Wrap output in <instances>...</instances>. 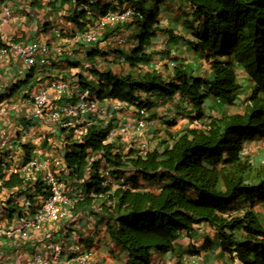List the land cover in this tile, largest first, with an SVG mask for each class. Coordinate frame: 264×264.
Returning a JSON list of instances; mask_svg holds the SVG:
<instances>
[{
  "label": "trees",
  "instance_id": "obj_1",
  "mask_svg": "<svg viewBox=\"0 0 264 264\" xmlns=\"http://www.w3.org/2000/svg\"><path fill=\"white\" fill-rule=\"evenodd\" d=\"M184 1L192 17L186 22L192 33L189 45L195 54L210 61L212 79L187 75L180 67H175L173 77L166 79L156 71L95 74L111 98L138 107H149L140 103L142 95L171 98L178 94L196 107L192 119L200 121V126L184 130L162 152L153 149L139 154L130 150L123 154L107 143L110 126L89 125L80 144L64 157L66 179L83 182L87 196L97 199L103 195L105 231L123 253V264H151L154 252L171 251L176 237L193 233L196 226L214 232L221 251L239 264H264V225L254 211V207L264 204V164L253 166L244 154L249 142L264 138V0ZM150 2L116 3L120 7L128 4L140 14L133 24L141 30L138 47L124 55L132 68L150 61L145 49L157 33H168L171 40L175 39L171 32L159 28L157 6ZM73 3L87 4L86 0H54L51 5ZM116 7L110 1L99 10L104 15ZM148 9L152 10L150 17ZM86 16L83 11L72 21L83 29L79 20ZM237 70L253 87L243 112L206 117L201 106L207 99L231 103L241 90ZM102 162L113 168L114 176H123L128 170L130 188L114 187L111 192L103 188L98 172ZM63 176V171L57 175L59 180ZM138 178L154 188H139ZM22 184L14 173L1 181L0 190ZM94 199L85 198L82 207H89ZM242 204L250 209H241ZM211 244L206 238L205 245ZM191 253L199 254L195 248Z\"/></svg>",
  "mask_w": 264,
  "mask_h": 264
},
{
  "label": "crops",
  "instance_id": "obj_2",
  "mask_svg": "<svg viewBox=\"0 0 264 264\" xmlns=\"http://www.w3.org/2000/svg\"><path fill=\"white\" fill-rule=\"evenodd\" d=\"M110 1L117 6L115 11L131 7L128 4L122 7L116 5L118 0ZM110 1L86 0V5L77 6L73 3L60 7L58 4L51 5L54 0H0V49L10 42L23 44L30 41L46 42L50 47L46 63L43 66L37 64L32 68H26L24 62L15 55H0V109H5V112L0 114V142L1 140L7 142L6 147L0 146L2 155L0 157L2 162L6 161L0 164V183L2 180H8L14 173L19 176L21 166L25 162L32 159L40 160L46 162L57 174L63 171L64 179H61V183L65 186L64 193L73 200L70 206L61 211V220L49 237L42 233L31 232L29 238L22 239L16 235L10 237L6 234L15 226V219L21 217L18 208L22 205L19 186L11 190H0V264H29V260L35 254L51 259L66 257L70 255L75 245L85 252H90L89 264H104L103 259L108 264L124 263L123 253L107 237L106 210L94 207V201L90 205L92 207L82 209L83 200L87 197L94 199V196L85 194L84 199H77L85 191L83 182L74 183L66 179L64 157L67 152L73 151L75 144H80L85 128L92 124L87 120L75 125L69 121L51 124L45 120L33 119L30 113L32 97L36 92L49 90L53 100L51 108H55L66 101H72L73 90L83 86L89 75L93 76L94 81L87 85L95 91L99 104L104 110L102 118L96 123L101 124L103 128L111 127L107 143L112 144L123 154L130 150L141 154V146L145 143L150 145L151 150H159L160 146L165 149L184 130L200 126H193L197 121L192 119L196 116V107L178 94L171 98L142 95L140 103H143V106L149 104V107L129 104L115 110L112 103L114 98L110 97L107 88L101 86L99 76L95 74V72H112L119 76L134 75L138 71H156L166 79L173 77L175 67H180V70L187 75L206 80L212 79L210 61L193 53L187 44L188 41H192V34L186 22L192 21V17L185 1L151 0L150 3L157 6L159 13L157 17L159 28L171 32L177 38L184 37L185 42L171 40L168 33H157L151 41V46L146 49L152 63L136 64L138 67L135 68L127 63L122 65L118 62V57H124L138 47L141 30L133 25L135 21L100 35L96 46L84 45L79 40L80 34L86 28L92 27L102 16L99 7ZM5 6L9 7L10 15L7 21L3 22ZM83 11L87 16L79 20L85 26L80 29L72 20L75 15ZM193 26L196 28L195 25ZM115 37L124 38L125 45L116 47L113 43ZM165 47L168 53L162 56L158 50H164ZM57 48L60 51H57ZM36 58L41 57L36 56ZM158 65L161 66V70H158ZM195 66L198 70L193 69ZM122 69L123 73L120 72ZM194 73L196 75H193ZM236 75L241 85L239 93L233 96L231 103L213 98L207 99L202 104V106L207 104V107L201 106L206 117L233 115L231 109L245 105L253 87L240 70L236 71ZM56 83H65L69 86L66 96L53 93L51 87ZM138 118L145 119L146 125L142 131L135 133L132 139L119 134L121 127L127 123L132 124ZM72 129L74 131L71 132ZM164 149L159 151L162 152ZM251 153L264 155L263 137H257L246 145L245 156ZM96 160L99 159L96 157ZM90 171L92 173L93 169ZM106 171L116 179L123 178L125 181L126 176L131 175L128 170H124L125 175L114 176L113 168L102 162L98 172L102 174ZM37 180V184H32L31 188L22 192L30 200L32 209L38 208L41 198L45 195L40 176ZM138 185L139 188L150 189L151 183L138 178ZM114 186H109V189ZM259 208L263 210L261 206ZM200 227L203 226H196L195 229ZM195 229L189 235H178L173 243V248L175 244L181 245L184 250L187 248V253L182 255L186 256L181 258V263L187 260L186 264H239L237 260H232L221 251L219 240L209 228L207 229L211 232L212 242L210 247L205 245L208 234L196 232ZM202 238L204 241L200 244ZM51 242L56 246L55 254H51L48 249ZM194 248L199 254L191 253ZM160 255L162 254L154 252L151 256V264H165V259Z\"/></svg>",
  "mask_w": 264,
  "mask_h": 264
},
{
  "label": "built area",
  "instance_id": "obj_3",
  "mask_svg": "<svg viewBox=\"0 0 264 264\" xmlns=\"http://www.w3.org/2000/svg\"><path fill=\"white\" fill-rule=\"evenodd\" d=\"M3 22H6L9 15V7H3ZM140 18V14L132 7H126L121 11H109L100 16L97 22L89 28H86L79 36L80 42L87 46H96L100 35L109 33L115 30L116 27L127 24L128 22L135 21ZM1 32V25H0ZM59 36L58 33H56ZM113 43L116 47H123L125 45V39L115 37ZM60 51L59 48L56 49ZM50 52V47L46 42L30 41L23 44L10 42L5 47L0 49V55L4 56L12 54L17 56L24 62L26 68H32L37 64L43 66L46 63V57ZM36 56L41 58L37 59ZM120 64H125L126 60L123 56L118 57ZM94 81L93 76L89 75L86 78L83 86L73 90L72 102L66 101L59 104L55 108H51L53 100L49 90H39L32 97V110L30 116L36 120H45L51 124H62L66 121L77 124L87 120L91 124H95L99 121L104 113V110L99 104V100L96 97L95 91L87 85L89 82ZM54 94L59 96H66L69 90V86L65 83H56L51 87ZM113 108L115 110L120 109L122 106H128L129 104L120 102L117 99H113ZM5 109H0V114H3ZM145 119L138 118L132 124H125L119 129V134H123L126 138L132 139L135 133L142 131L145 128ZM7 142L1 140L0 146L6 147ZM141 154L147 151H151L150 145L145 143L141 146ZM0 156L1 153H0ZM10 159V157H6ZM2 162L0 157V164ZM40 176V182L42 184V191L45 195L41 198L38 208L32 209L30 200L26 195H23V191H27L33 185L38 183L37 177ZM57 173L48 167L46 162L40 160H29L21 166L19 178L23 181V184L19 186V192H21L22 205L20 208L21 217L15 219V226L11 231L6 234L10 237L16 235L22 239L29 238L31 232H38L44 234V236H50L53 233V228L61 220V211L66 209L73 202L72 198L64 193L65 186L58 179ZM103 178L102 187L109 189V186L126 190L130 188L123 178L113 179L114 177L108 172L101 174ZM115 181V182H114ZM77 183V182H74ZM79 183V182H78ZM115 183V184H113ZM33 184V185H32ZM113 184V185H112ZM112 188V190L114 189ZM110 191V190H109ZM111 192V191H110ZM80 198L86 197L85 193H82ZM97 198L102 199L103 195ZM109 204H107L108 206ZM22 209V210H21ZM51 254L56 253L55 244L49 243L48 247ZM90 252H85L75 245L70 251V255L61 258H47L40 254H35L30 260L29 264H89Z\"/></svg>",
  "mask_w": 264,
  "mask_h": 264
},
{
  "label": "rangeland",
  "instance_id": "obj_4",
  "mask_svg": "<svg viewBox=\"0 0 264 264\" xmlns=\"http://www.w3.org/2000/svg\"><path fill=\"white\" fill-rule=\"evenodd\" d=\"M152 5V4H151ZM153 7H156V5L154 4L153 5ZM149 11H148V14H147V16L148 17H150L151 16V14H152V10L151 9H148ZM191 31V30H190ZM192 34V33H191ZM177 40H180L181 41V43L182 42H185V40H184V37H179L178 36V38L177 37H175V39H173V41H177ZM191 41H188L187 42V44H188V46L190 47V49L192 50V47L189 45V43H190ZM151 46V45H150ZM149 46H147L146 47V49L148 48ZM145 49V50H146ZM167 49H166V47L164 48V50L163 49H160V50H158L159 51V53H160V55H162V56H164V54L165 53H168V51H166ZM133 51H135V49L133 50ZM192 52H193V50H192ZM122 53H124V52H122ZM194 53V52H193ZM125 54V53H124ZM127 55V54H126ZM199 60H201L200 58H199ZM154 61H156V60H154ZM127 63V62H126ZM125 63V64H126ZM149 63L151 64L152 62L151 61H149ZM137 64H139V63H137ZM122 65H124V64H122ZM127 65H128V63H127ZM137 67H138V65H137ZM160 65H158V70H161L160 69ZM155 70L157 69V68H154ZM194 70H198V67L197 66H195L194 68H193ZM125 71H126V68L124 69ZM123 69L120 71L121 73H123V71H124ZM143 71H144V69H143ZM193 75H196V73H194ZM193 77H195V76H193ZM72 102V101H71ZM207 107V104H205V105H203L202 106V108H206ZM243 110H244V107L242 106V105H238V107H235V108H233V109H231V114H235V113H241V112H243ZM191 119V118H190ZM192 123V122H191ZM197 123V124H196ZM196 123H193V126H196V125H200V121H196ZM196 128V127H195ZM162 148L164 149V147L162 146ZM161 148V146L159 147V150H161L162 149ZM246 157H248V159L250 160V162L252 163V165L253 166H259V165H263L264 164V155H262V154H260L259 153V155L258 154H256V153H251V154H249V155H247ZM114 180L116 179L115 177L113 178ZM115 182V181H114ZM113 184H115V183H113ZM112 184V185H113ZM153 187H151L150 186V189H152ZM110 191H112V189H109ZM93 206L94 207H98V208H103V206H105L104 205V200L103 199H94V203H93ZM259 206H261L262 208H263V210L262 209H260L259 208ZM90 207H92V206H90ZM82 209H85V208H82ZM241 209H243V210H245V209H250V207L247 205V204H242L241 205ZM254 210H259V211H257L258 212V219L260 220V222L264 225V204H261V205H257L256 207H254ZM257 212H256V214H257ZM195 231L197 232H201V233H207L208 235H207V238H211V235H210V230L209 229H207V227L206 226H203V227H200V229H195ZM212 234H214L213 232H212ZM193 239V238H192ZM197 240V239H196ZM202 241H204V238H202V240L201 241H199V242H201L200 244H203V242ZM187 242V241H186ZM197 241H195V243H196ZM198 244V243H197ZM201 247V246H200ZM185 253H187V248L184 250L183 248H182V246L181 245H178V244H175L174 245V248H173V250L172 251H166V252H164V253H161L162 255H160L162 258H164L165 260V264H186V262H187V260H185V262H183V263H181V258H183L184 256H186V255H184V256H182L183 254H185ZM109 254L110 255H112V253L111 252H109ZM104 260V264H108V263H106L105 262V259H103Z\"/></svg>",
  "mask_w": 264,
  "mask_h": 264
}]
</instances>
